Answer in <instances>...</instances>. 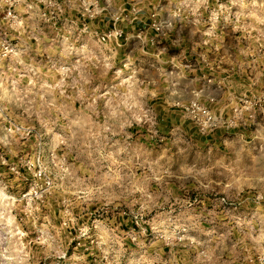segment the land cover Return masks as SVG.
Segmentation results:
<instances>
[{
	"label": "rangeland",
	"instance_id": "rangeland-1",
	"mask_svg": "<svg viewBox=\"0 0 264 264\" xmlns=\"http://www.w3.org/2000/svg\"><path fill=\"white\" fill-rule=\"evenodd\" d=\"M263 250L264 0H0V264Z\"/></svg>",
	"mask_w": 264,
	"mask_h": 264
},
{
	"label": "built area",
	"instance_id": "built-area-1",
	"mask_svg": "<svg viewBox=\"0 0 264 264\" xmlns=\"http://www.w3.org/2000/svg\"><path fill=\"white\" fill-rule=\"evenodd\" d=\"M109 36V34H101L100 35V40H104L105 38H107ZM192 107V106H191ZM193 107H195L197 110H199V114H202L203 116L207 115L208 112L206 110H204V108H197L195 105H193ZM259 261H263L264 262V250L262 251Z\"/></svg>",
	"mask_w": 264,
	"mask_h": 264
}]
</instances>
